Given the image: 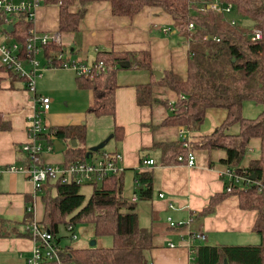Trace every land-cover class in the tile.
Returning a JSON list of instances; mask_svg holds the SVG:
<instances>
[{"label": "crops", "instance_id": "1", "mask_svg": "<svg viewBox=\"0 0 264 264\" xmlns=\"http://www.w3.org/2000/svg\"><path fill=\"white\" fill-rule=\"evenodd\" d=\"M36 1L38 6L31 29L38 33L58 31V6H46L42 0ZM77 9L78 5L74 4L69 10L74 14ZM232 15H235L234 9L231 15L223 17L227 21ZM16 21V16L12 19V25L0 21V45L15 43L4 29L12 32ZM8 26L12 28L8 29ZM61 49L64 60L84 65H92L98 53H148L154 72H170L182 79L186 76L188 41L174 30L172 19L160 8L145 7L133 18L113 17L109 3H91L86 6L77 32L61 34ZM51 52L50 47L43 49L39 56L42 66L46 64L47 57L54 55ZM24 66L28 68L26 62ZM76 78L71 70L47 68L41 78L36 79V92L31 94L26 90L25 81L17 79L13 82L0 62V126H9L8 130L0 129V166L25 163L21 147L27 141L26 119L32 112L35 95L53 100H50L49 110L43 116L46 127L44 134L50 129L65 126L84 125L87 129L84 114H89L87 110L93 103V96L91 91L77 88ZM116 79L118 86L114 92V116L104 115L109 118L108 125L94 136L86 135L83 146L88 150L107 135L113 134L115 127L122 130L123 137L120 140L111 139L107 144H110L109 149L105 152L120 156L122 198L134 206L139 226L155 235L154 245L157 248L149 252L150 263L189 264L192 255L187 240L192 233L205 236L203 243L195 242L192 244L194 246L257 245L259 237L252 231L256 212L240 209L236 196L225 197L210 216H196L208 206L212 197L225 191L223 174L227 167L221 162L225 159V153H207L198 149L193 151L195 163L192 167L180 163L162 165L161 150L157 146L181 140L180 130L183 128L161 127L171 112L176 95L166 88L153 86L151 104L139 106L136 86L151 83V75L132 67L118 71ZM62 99L67 102L61 106L64 111L59 112ZM225 116L224 113L215 120L210 119L207 126L202 125L195 132L187 131L189 142L211 134ZM42 142L49 145L43 139ZM60 143L65 149L66 144ZM259 147L260 142L250 141L245 156L252 157L246 161L243 158L240 167H247L251 160L259 157ZM52 152L43 153V162L64 165V153L61 151L62 156L58 160ZM148 160H153L154 165L143 164ZM142 171L150 172L152 176L150 198L139 199L135 193V190L143 189L135 180V172ZM40 196V192L34 190L32 182L23 173L6 172L0 175V264H27L34 242L30 234V237L26 236L28 221L25 209L34 207L28 220L33 218L40 225L44 212ZM133 196L137 197L136 201L132 200ZM168 219L189 224L170 229ZM169 244L174 248L168 247Z\"/></svg>", "mask_w": 264, "mask_h": 264}, {"label": "trees", "instance_id": "2", "mask_svg": "<svg viewBox=\"0 0 264 264\" xmlns=\"http://www.w3.org/2000/svg\"><path fill=\"white\" fill-rule=\"evenodd\" d=\"M46 6H58V31L60 34L77 32L80 21L86 13V6L94 2H107L113 17L133 18L145 7L160 8L173 21L174 30L188 41L187 69L184 79L170 73L162 72L161 78L154 77L148 53L115 55L98 53L92 65L102 64L105 71L90 77H77L79 90L91 91L93 103L87 112L94 116H114V92L117 88L116 73L123 70L121 62H128L129 68L147 71L153 81L136 86L139 106L151 104V88H166L176 95L169 116L161 123V127H181L195 132L204 123L211 110H224L226 116L222 123L209 135L197 141H191L189 149L182 142L159 144L161 163L175 164L179 156L185 158L188 151L202 150L207 153L221 150L225 159L221 162L228 169L240 176L245 171L247 177L255 175L246 188L232 182L231 192L216 195L209 200L208 206L197 217L213 214L215 207L227 196H236L242 210L256 212L252 231L259 237L257 245L247 246H207L194 248L192 257L195 264H264V193L257 191L256 183L264 184V110L255 118L242 116L243 105L253 103L264 106V1L263 0H220L232 5L237 18L247 19L251 26H231L226 19L212 10L200 8L211 0H42ZM78 5L76 13L70 8ZM12 32L4 29L13 41L24 46L31 29V22L24 15H17ZM194 30L191 36L188 26ZM259 29L263 39L254 42L250 31ZM204 37L215 38L205 41ZM57 53L61 47H50ZM51 57V56H49ZM4 70V69H3ZM11 80L20 79L9 73ZM183 97V99H181ZM237 128L235 132L233 128ZM2 130L9 126L3 124ZM86 127L65 126L50 129L42 139L49 145L53 140L65 143L64 165L85 162L87 149L83 146ZM122 130L115 127L113 138L120 140ZM260 142L259 157L251 160L247 167H240L247 153L251 140ZM72 141L76 147H72ZM102 153L91 154L90 157ZM183 164V163H180ZM135 180L143 186L135 190L139 199L151 197L152 176L150 172H135ZM227 186V183H225ZM230 185V184H229ZM243 185V184H241ZM92 186V194L87 202L79 196L80 186L60 185L46 182L41 190L44 205L43 218L40 222L42 230L53 237V245L57 250L59 264H151L149 252L154 245L155 235L152 231L139 226L135 208L122 198L123 176L118 174ZM31 214H26V220ZM25 220V221H26ZM89 224L95 237L109 238L108 248L96 245L82 249L59 245L61 226H77ZM26 236L30 237L29 233ZM42 264H55L44 262Z\"/></svg>", "mask_w": 264, "mask_h": 264}, {"label": "built area", "instance_id": "3", "mask_svg": "<svg viewBox=\"0 0 264 264\" xmlns=\"http://www.w3.org/2000/svg\"><path fill=\"white\" fill-rule=\"evenodd\" d=\"M37 6L38 2L36 0H22L19 2L0 0V21L5 25H12L13 17L24 15L26 19L33 22ZM205 8L225 17L231 15L233 10L232 5L222 3L220 0H211L206 7L203 6L200 8V11H203ZM227 22L231 26L238 24L234 19H228ZM193 30V25L189 24L188 33L190 36ZM250 38L254 42H259L263 39V33L259 29H252L250 31ZM203 39L205 41L210 39L217 41L215 38L211 37H204ZM53 46L61 47V34L58 31L38 33L37 31L31 30L23 47L17 43L0 45L1 67L4 71L14 73L25 81L26 90L31 94H35L36 79L41 78L43 72L38 57L44 48ZM63 55V51L60 49L51 57H47L44 67L67 69L73 71L76 77L90 78H92L94 74H100L105 71L102 64L84 65L80 63H70L64 60ZM25 62L28 68H25ZM181 99H183V97H181ZM50 102V99L47 97L35 95L31 107L32 112L26 119L27 141L21 147V151L25 156V163L19 166H0V175L6 172L23 173L27 179L32 182L34 190L40 192L42 186L46 182L60 185L74 184L81 187L88 184H99L103 180L123 172L122 168L119 166L120 156L115 153L107 152H102L92 158L89 157L85 162H75L68 165L55 166L44 163L42 160L43 153L53 151V146L45 145L41 138L46 128L43 116L49 110ZM180 131V142H182L184 148L189 149L190 142L187 131L184 129ZM177 161L185 164L187 167H192L195 163V156L192 151H188L185 158L179 156ZM143 164L152 166L154 162L153 160H148L144 161ZM223 178L227 180L225 191L228 193L231 192L232 182H234L235 185H240V189L246 188L252 182L251 179L247 177L245 171H242V175L238 176L235 174L234 170L228 168H226ZM256 186L259 193H264L263 183H256ZM160 198H163V196L160 195ZM132 200L136 201L137 197L133 196ZM25 211L27 214H32L34 207L28 206ZM167 223L170 229L182 228L189 224V222H173L171 219H168ZM65 229L66 232L70 234L71 240L77 239L74 233V226L68 225ZM26 231L31 235L34 242L31 257L28 259L27 264H42L44 262L59 264V257L53 245L52 235L48 231L42 230L40 225L34 221L33 218L29 219ZM204 241L205 236L202 233H192L188 236L187 247L191 255H193L194 248L196 247L192 244L195 242L203 243ZM168 247L174 248L172 244H169ZM189 264H195V259L193 257L190 259Z\"/></svg>", "mask_w": 264, "mask_h": 264}, {"label": "rangeland", "instance_id": "4", "mask_svg": "<svg viewBox=\"0 0 264 264\" xmlns=\"http://www.w3.org/2000/svg\"><path fill=\"white\" fill-rule=\"evenodd\" d=\"M230 18L234 19L239 25L251 26V22L247 19H238L235 15H232V17H230ZM38 60L40 62V66H41V59L39 57H38ZM41 68L43 69V71L47 69L44 66H42ZM126 71H128V70H125V72ZM146 75H148V74L146 73ZM50 100L53 102V100L51 98H50ZM63 102H67V101L62 99V101L60 102V107L65 106V105H63ZM263 110H264V106L256 105V104L248 102V103H245L243 105L242 116L244 118H255ZM61 111H64L62 109V107L60 108L59 112H61ZM224 113H225L224 110H213V111H211L209 117H207L205 119L203 126L204 125L207 126L208 123L210 122V119L215 120V118H219L220 115H222ZM85 114H84V118H85V121H87V124L86 123H84V124L87 125V129H86L87 137H91V136L98 134L100 132V130L101 129L103 130L105 125L107 126L109 123L107 120V119H109L108 117H103V116L95 117V116H93V114L89 115L90 113L87 114V116H85ZM236 130H237L236 127L232 129L233 132H235ZM107 137H108V135L103 140H105ZM252 141H256L259 144V141L257 139H253ZM109 146H110V144H109ZM109 146L106 145L101 151L102 152L107 151L109 149ZM89 148H91V147H89ZM255 150H257V145H256ZM215 152L224 155V152L221 150H217ZM52 154H53V156H56V158L58 160H60V158L62 156L61 152L56 153V152H54V150H53ZM249 157H252V156H250V155L245 156L244 161H246L247 159L249 160ZM224 181H227L226 178H224ZM92 191H93L92 186L89 184L81 186L80 191H79V196L84 198V202H87L90 195L92 194ZM124 193H125V190H124ZM74 233H75L77 239L71 240L70 234L68 232H66V229L64 228V226H61L60 230H59V235H58L59 240H60L59 245L61 247L68 246V247L76 248V249H78V248L82 249V248L89 247L91 241H96V246L98 248H108L111 245V240L109 238H101V237L97 238V237H95L93 228L89 224L75 226Z\"/></svg>", "mask_w": 264, "mask_h": 264}, {"label": "water", "instance_id": "5", "mask_svg": "<svg viewBox=\"0 0 264 264\" xmlns=\"http://www.w3.org/2000/svg\"><path fill=\"white\" fill-rule=\"evenodd\" d=\"M12 26H8V29H11ZM119 66L123 69H128L129 68V63L128 62H121ZM153 75L156 78H161L162 74L160 72H154ZM113 138V134L109 135L105 140L101 141L99 144L91 147L88 149L87 154H86V159L90 157L91 154L97 153L101 151L108 143L109 141ZM53 150L54 152L58 153L64 150V145L61 144L58 140H53L52 142ZM72 147H76V143L72 141ZM255 175H252L250 177L251 181H254ZM96 245V241H91L90 242V247H93Z\"/></svg>", "mask_w": 264, "mask_h": 264}]
</instances>
